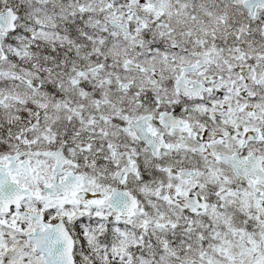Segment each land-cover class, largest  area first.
I'll return each mask as SVG.
<instances>
[{
  "label": "snow or ice",
  "instance_id": "6c2138e0",
  "mask_svg": "<svg viewBox=\"0 0 264 264\" xmlns=\"http://www.w3.org/2000/svg\"><path fill=\"white\" fill-rule=\"evenodd\" d=\"M0 264H264V0H0Z\"/></svg>",
  "mask_w": 264,
  "mask_h": 264
}]
</instances>
